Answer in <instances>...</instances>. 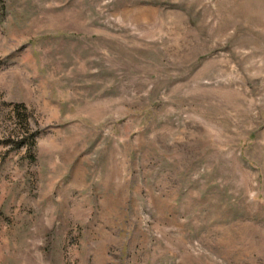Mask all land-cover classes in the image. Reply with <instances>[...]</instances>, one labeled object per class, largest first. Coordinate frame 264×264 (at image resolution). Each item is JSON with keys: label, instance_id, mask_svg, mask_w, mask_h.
<instances>
[{"label": "rangeland", "instance_id": "obj_1", "mask_svg": "<svg viewBox=\"0 0 264 264\" xmlns=\"http://www.w3.org/2000/svg\"><path fill=\"white\" fill-rule=\"evenodd\" d=\"M0 264H264V0H0Z\"/></svg>", "mask_w": 264, "mask_h": 264}]
</instances>
